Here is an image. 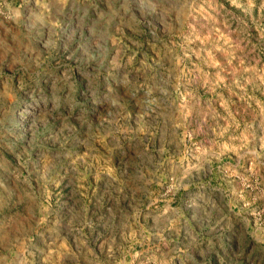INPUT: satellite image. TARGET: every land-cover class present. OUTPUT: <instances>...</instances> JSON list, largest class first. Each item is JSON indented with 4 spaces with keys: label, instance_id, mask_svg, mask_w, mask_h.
<instances>
[{
    "label": "rangeland",
    "instance_id": "1",
    "mask_svg": "<svg viewBox=\"0 0 264 264\" xmlns=\"http://www.w3.org/2000/svg\"><path fill=\"white\" fill-rule=\"evenodd\" d=\"M0 264H264V0H0Z\"/></svg>",
    "mask_w": 264,
    "mask_h": 264
}]
</instances>
